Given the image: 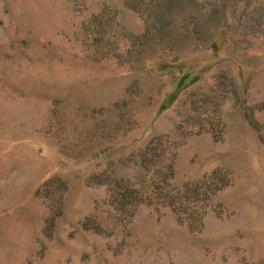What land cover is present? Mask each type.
<instances>
[{
    "label": "rangeland",
    "instance_id": "1",
    "mask_svg": "<svg viewBox=\"0 0 264 264\" xmlns=\"http://www.w3.org/2000/svg\"><path fill=\"white\" fill-rule=\"evenodd\" d=\"M0 264H264V0H0Z\"/></svg>",
    "mask_w": 264,
    "mask_h": 264
}]
</instances>
